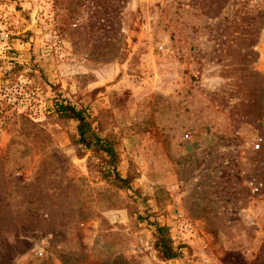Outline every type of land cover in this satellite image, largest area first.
Wrapping results in <instances>:
<instances>
[{"label":"rangeland","instance_id":"374dc122","mask_svg":"<svg viewBox=\"0 0 264 264\" xmlns=\"http://www.w3.org/2000/svg\"><path fill=\"white\" fill-rule=\"evenodd\" d=\"M0 264H264V0H0Z\"/></svg>","mask_w":264,"mask_h":264},{"label":"trees","instance_id":"16d2710c","mask_svg":"<svg viewBox=\"0 0 264 264\" xmlns=\"http://www.w3.org/2000/svg\"><path fill=\"white\" fill-rule=\"evenodd\" d=\"M55 113L61 119H72L75 121L76 139L75 144L83 150H90L96 153H102L105 163L111 167L110 173L112 178L117 182L127 187L128 180L118 176L115 170L117 162L116 149L114 143L108 137L100 136L91 126L88 120L87 113L83 108H77L70 102H58L55 104ZM109 174V175H111ZM164 228L162 226L155 227V240L153 242V249L160 260H169L176 258L178 252L172 245L170 239L163 235Z\"/></svg>","mask_w":264,"mask_h":264},{"label":"built area","instance_id":"2783aa9c","mask_svg":"<svg viewBox=\"0 0 264 264\" xmlns=\"http://www.w3.org/2000/svg\"><path fill=\"white\" fill-rule=\"evenodd\" d=\"M262 141L263 140L261 137H256L253 141L250 142L251 148L253 150H257ZM253 189H255V188H253ZM44 252H45L44 247H40V248H37V250L35 251V255L37 257H42L44 255Z\"/></svg>","mask_w":264,"mask_h":264},{"label":"crops","instance_id":"0c3cea01","mask_svg":"<svg viewBox=\"0 0 264 264\" xmlns=\"http://www.w3.org/2000/svg\"><path fill=\"white\" fill-rule=\"evenodd\" d=\"M199 169H200V167L192 171V174H191V176L189 178V181L193 182V181H195V179L200 178V176H196V173H195Z\"/></svg>","mask_w":264,"mask_h":264}]
</instances>
